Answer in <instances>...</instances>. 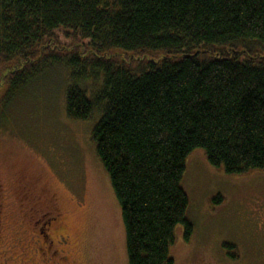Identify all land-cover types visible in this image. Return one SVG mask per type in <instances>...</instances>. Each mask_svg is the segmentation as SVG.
I'll return each mask as SVG.
<instances>
[{
  "label": "trees",
  "instance_id": "obj_1",
  "mask_svg": "<svg viewBox=\"0 0 264 264\" xmlns=\"http://www.w3.org/2000/svg\"><path fill=\"white\" fill-rule=\"evenodd\" d=\"M54 64L74 80L67 116L98 113L129 264H175L180 224L190 241L194 149L229 175L264 170V0H0L2 103Z\"/></svg>",
  "mask_w": 264,
  "mask_h": 264
},
{
  "label": "rangeland",
  "instance_id": "obj_2",
  "mask_svg": "<svg viewBox=\"0 0 264 264\" xmlns=\"http://www.w3.org/2000/svg\"><path fill=\"white\" fill-rule=\"evenodd\" d=\"M5 75L0 73V104ZM92 81L81 85L92 92ZM73 83L71 70L54 64L1 104L0 230L6 264H25L23 250L32 246L23 207L34 202L25 205L17 193L25 182L42 197L40 207L60 214L57 235L66 238L61 245L66 264H129L121 207L92 139L98 113L88 120L67 116L66 92ZM183 187L194 231L187 241L184 226H177L170 252L175 264H264V170L229 175L196 148L187 158ZM219 195L224 201L215 203Z\"/></svg>",
  "mask_w": 264,
  "mask_h": 264
},
{
  "label": "flooded vegetation",
  "instance_id": "obj_3",
  "mask_svg": "<svg viewBox=\"0 0 264 264\" xmlns=\"http://www.w3.org/2000/svg\"><path fill=\"white\" fill-rule=\"evenodd\" d=\"M30 183L20 185L17 193L21 195L23 203L34 202L33 206L23 207L26 223L31 227V245L23 250L27 262L25 264H66L67 255L62 252L61 245L66 242L60 230V214H51L48 207H40L41 196H34L29 188ZM2 206V205H1ZM47 208V209H43ZM45 210V211H44ZM2 208L0 207V212ZM3 230H0V264H6L8 258H5L3 249ZM31 248V249H30ZM28 257V258H27ZM38 259V260H37Z\"/></svg>",
  "mask_w": 264,
  "mask_h": 264
}]
</instances>
